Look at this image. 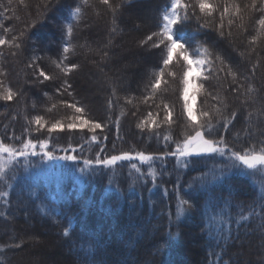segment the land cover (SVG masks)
<instances>
[{
    "label": "trees",
    "instance_id": "obj_1",
    "mask_svg": "<svg viewBox=\"0 0 264 264\" xmlns=\"http://www.w3.org/2000/svg\"><path fill=\"white\" fill-rule=\"evenodd\" d=\"M110 2L120 4L115 17L100 0H88L87 5L83 0H13L11 5L8 0H0V4L9 8L5 13L8 18L0 17V20L4 27L13 29L7 38L19 37V33L24 32L18 41L21 43L19 49L0 46V52L4 53L0 56V83L20 93L13 101L0 100V139L17 146L19 141L11 137L48 139L49 150H55L57 155H63L60 149L71 144L77 149L73 154L80 157L77 161H70L30 156L26 170L23 167L16 169L13 189L0 185V191L10 193L8 204L0 199V245H19L0 249V264H29V261L19 259L22 252L29 254L42 246L44 238L56 245L66 264H84V258L91 256L105 264H262L264 222L260 216L251 213L249 205L264 190V173L242 170L239 162L225 173L226 179L219 177L217 170L218 180L207 187L215 186V195L224 198L232 193L226 212L217 215L219 208L213 211L211 204L215 201H210L211 193L193 178L208 173L213 165H224L228 162L226 157L215 154L214 158L189 157L177 161L169 156L164 161L156 160L151 165L157 174L155 184L150 176L138 178L139 174L131 169L130 163L135 162L142 172H148L149 165L137 160L118 162L114 169L99 166L95 173L82 176L79 168L83 166V158H94L99 151V146L90 139L91 132L65 130L49 135L46 129L32 131L36 125L29 121L36 115L44 116L50 122L70 118L72 110L59 103L68 100L84 106L90 118L105 125L103 132L97 130L108 149L102 158L122 151H174V141L182 139L186 131L192 132L180 96L183 72L187 67L181 58L174 56L168 71L176 75L165 76L167 84L162 83L155 103L151 100L143 102V97L148 95L146 88L161 66L166 49L164 45L153 47L155 38L144 45L140 41L159 32L170 0H156L149 23L143 26L139 17L130 15V12L145 6V0ZM184 2L191 4L194 0ZM211 2L219 5L222 11L227 0ZM236 3L244 9L251 0H236ZM77 6H82L81 12L78 18H74L72 12ZM3 11L4 8L0 7V12ZM261 14L245 11L243 22L232 17L234 23L231 26L228 25L229 17L225 16L223 37L217 31L219 11L212 17H205L197 8L196 16H202V19L191 16L183 25L174 27L175 35L186 43L193 59L206 58L203 47L211 51L212 77L196 81L204 87L196 93L194 114L199 118L201 110L219 107L223 115L231 119V112L235 111L237 118L232 120L229 130L221 128L220 132L236 150L252 144H256L259 150L258 142L264 140L261 135L264 114L258 111L264 105V35L252 42V37L257 35L256 21ZM68 22L74 24L70 38L64 35V26ZM206 22L207 27L200 26ZM229 31L231 36L227 34ZM3 34L0 28V35ZM65 40L70 42L71 48L64 66L69 63L79 65L67 76L55 63L64 55ZM127 41H131L132 48L119 52ZM131 54L139 57L141 66L137 68L145 76L137 80L139 76L133 68L130 70L133 78L125 84L120 77L124 73L120 65ZM217 56L221 59H216ZM33 60L35 64L29 67ZM91 66L97 70L91 72ZM229 66L237 74L235 84L226 71H218L220 67ZM41 68L52 79L38 77ZM84 72L101 77L103 87L92 99L82 84ZM65 80L72 85L68 89L71 96L63 91L56 92ZM237 86L242 87L239 92H233ZM249 87L253 91H248ZM190 91L193 94L191 87ZM249 97H254L256 102ZM126 98H131L132 103H127ZM109 99L113 101L111 108ZM162 102L172 107L175 123L172 127L160 123L158 128L141 131L137 124L149 112L155 115L159 111L157 120H163ZM156 105H161V109ZM134 112L136 115L132 114ZM117 118L120 121L118 133L114 123ZM212 123L216 125V120ZM166 135L172 139L166 141ZM104 136L108 137L106 141ZM208 138L218 137L213 132ZM113 143L115 150L112 149ZM185 164L187 167L183 166ZM164 189H167L166 193ZM31 190H35L36 197L29 194ZM21 191L23 195H18ZM180 199H188L192 208L178 220L176 213ZM184 207L187 209L186 205ZM241 216L247 219H241ZM229 226L230 238L218 240L217 232L228 235ZM65 228L69 231L68 236L63 235Z\"/></svg>",
    "mask_w": 264,
    "mask_h": 264
},
{
    "label": "snow or ice",
    "instance_id": "obj_2",
    "mask_svg": "<svg viewBox=\"0 0 264 264\" xmlns=\"http://www.w3.org/2000/svg\"><path fill=\"white\" fill-rule=\"evenodd\" d=\"M13 0H8V4L11 5ZM23 2V0H21ZM84 5L88 4V0H83ZM100 3L108 6L115 17V14L118 12L120 8V4L112 5L110 0H100ZM0 7L4 8L3 12H0V17H4L5 13L9 11L8 7H5L3 4H0ZM82 6H77L75 10L72 12V16L74 18H78L81 12ZM199 9V12L203 14L205 17H212L214 13L219 11L220 16V24L217 25V31L221 37L225 35L224 32V17L228 16V25L231 26L234 23L232 17L239 18L242 22L244 19V12L256 11L262 13L259 19L256 21L257 25V35L252 37V42L259 38L260 35H264V0H251L250 5H245L244 9L236 3V0H227V2L223 5L222 11H220L219 5H214L211 0H194V3H185L184 0H170V7L164 12L162 16V24L160 26L159 32H153L151 35L147 36L145 40L140 41L141 45L147 44L148 42L154 41L152 44L155 48H160L161 45H164L166 49V56L162 59L161 66L156 71V74L153 76L150 84L147 86L146 90L148 91V95L143 97V102L147 103L151 100L155 103V97L159 90L161 89V85L167 84L165 80V76H175L176 74L168 71L169 66L172 64L175 57L181 58L186 64V70L183 72L182 78V90L180 96L183 103V111L186 114L188 121L190 122V127L192 128V132H185L182 139H177L174 141L175 150L170 152H160V153H146L144 151H137L135 153L131 151H122L119 154H110L103 155L106 153L108 149L103 145L101 138L97 135V130L103 132L105 125L100 123L99 121L92 119L86 112L84 106L78 104L75 101L61 100L59 103L63 105L65 108L72 110V115L70 118L65 119H55L53 121L45 120L44 116L36 115L31 121L30 124L36 125V128L32 131L40 132L42 130L47 131L50 135L56 132H64L67 130L68 132H72L74 130H88L92 135L90 137L93 143H96L99 146V151L95 153L94 158H83V166L79 168L82 176L88 175L90 172L95 173L99 166H103L106 168H113L117 165L118 162L124 161H134L137 160L140 164H148L149 169L148 172H142L141 168L137 163H130L131 169L135 170L137 174H139L138 178H143L146 175L150 176L153 183L155 184L157 179L156 171L151 167L152 162L156 160L164 161L166 157H175L177 161H181L187 159L189 157H207L214 158L215 154H218L220 157H226L227 163L222 166L213 165V168L210 169L208 173H203L199 177H194L193 181L198 182L199 185L204 188L206 192L211 193L210 201L214 200L215 203L211 204V207L214 212L219 208V212L217 215L224 214L226 212V207L231 204L232 193L229 192V197L224 198L222 196L215 195V186L212 188H208L207 185H210L212 181L218 180L217 170L219 172V177H225V173L236 167V162L244 165L247 169H253L257 172L264 173V140L258 142L259 150H257V145L252 144L249 147H245L239 150H236L235 145H230L225 138V135L220 132V129H224L225 131L229 130V126L232 123V120L237 118V113L235 111L231 112V119L225 117L222 113L221 108L217 107L213 110H201L199 113V118L194 114L193 106L189 103V100H196V93L199 89H202L204 85L197 84L196 81L200 79L208 80L212 77L214 63L211 59L212 53L207 47L202 48V52L206 58H196L193 59V56L189 54L186 43L182 42V39L177 37L174 32V27L179 25H183L186 23L191 16H196V9ZM189 9H191V13H189ZM197 20L202 19V16H196ZM201 27H207L208 22L201 24ZM242 26V25H241ZM0 28L3 29V35H0V46H8L10 48L19 49L21 47V43L18 42L20 37L24 36V32L21 31L19 33V37L16 35L11 36V39L7 38V34L13 31L11 28H7L3 26V21L0 20ZM74 24L72 22H68L64 26V35L67 38H70L73 34ZM114 31V30H113ZM229 36L232 35L231 31L227 33ZM71 48V44L68 40H65L63 46L64 55L61 59L56 63L57 68H61L64 72L65 76L68 73H71L73 70L77 69L79 65L75 63H69L64 66V61L67 60V53H69ZM15 55L16 53H12ZM4 55L3 52H0V56ZM107 55V53H105ZM216 59H221L219 56ZM35 64L33 60L32 64L29 67H32ZM221 64L223 61L221 60ZM255 69V65L253 66ZM207 71L208 75H203V73ZM218 71L225 72L227 75L233 77V84L236 83V72L233 71L232 67L229 66L227 68L220 67ZM193 73H196L193 75ZM38 77H43L44 80H50L52 77L48 76L45 71L41 68L38 71ZM246 78V77H245ZM72 87L71 84L68 83L67 80L64 83L56 88V92H66L67 95L71 96L72 93L68 92V89ZM190 87L193 89V94L191 97L189 96ZM239 87L237 86L232 89L233 92H239ZM0 100L5 102L13 101L18 95H20L19 91L14 92L11 87H5L2 83H0ZM248 91H253L251 87H249ZM113 94H115V88L113 89ZM47 95V93H45ZM211 95V93H208ZM217 99V97H213ZM253 103L256 102L254 97H249ZM264 99V98H262ZM127 103L131 104L132 99L126 98ZM109 108L112 107L113 101L111 99L108 100ZM53 108L56 105L52 106ZM157 109H161V105H156ZM261 114H264V105L261 106V109H258ZM162 112H163V120L158 121L157 117L160 115V112H156L155 115L152 112H149L146 117L141 119L137 124V127L144 131L145 128L152 129L158 128L160 123H165L169 127L175 123L173 120V111L172 107L168 103L162 102ZM136 115V113H132ZM216 120V125H213L212 121ZM116 125L117 133L119 132L120 121L119 118L114 122ZM25 131H29L25 129ZM213 132L217 134L218 138H208ZM207 133V135H206ZM251 135V133H249ZM261 135H264V131L261 132ZM119 138V137H118ZM11 139L15 141H19V145H14L10 143H5L4 139H0V185L7 187L8 189H13L14 184L12 181L16 180V169L18 167H23L25 170L30 164L29 157L40 156L41 159L46 160H70L77 161L80 159L77 155L73 154L77 151L76 148L72 147L71 144L68 145L67 148H61L60 151L63 152V155H57L55 150H49V140L48 139H33L26 138L21 140L20 137L13 136ZM108 137L104 136L103 140H107ZM164 139L166 141L171 140V136H165ZM167 147V145H165ZM115 143L112 145V149L115 150ZM39 149V151H37ZM82 150V149H81ZM187 167V164L183 165ZM259 166V167H258ZM115 171H113V175H115ZM211 175V180H208V176ZM135 184V181H133ZM220 186H223V181H220ZM118 190V189H117ZM131 190L134 191V188ZM164 192H167V189H164ZM9 191H0V199H3L5 204H8L7 197H9ZM32 197H36L35 190H31L29 193ZM18 195H23L21 191ZM187 206L185 209L184 206ZM224 205V207H221ZM239 206V205H237ZM192 205L189 203L188 199H180L179 206L177 208V217L184 215L185 211L191 210ZM251 213L254 215L260 216L262 222H264V190L252 201L249 205ZM215 218V216L213 217ZM229 219L231 216L229 215ZM241 219H247V217L241 216ZM239 224V221H237ZM64 236L69 235V231L67 228L63 231ZM177 235L179 233L177 232ZM230 238V226L228 235H224L221 232H217V239L227 240ZM99 244V241H97ZM4 247L13 248L19 247V245H0V249ZM84 264H105L104 261H98L95 256L85 257ZM264 264V262H262Z\"/></svg>",
    "mask_w": 264,
    "mask_h": 264
},
{
    "label": "rangeland",
    "instance_id": "obj_3",
    "mask_svg": "<svg viewBox=\"0 0 264 264\" xmlns=\"http://www.w3.org/2000/svg\"><path fill=\"white\" fill-rule=\"evenodd\" d=\"M145 1H146L145 6L130 12V15L139 17V19L141 20V26L149 23L153 11V6L156 0H145ZM125 43H127L128 46ZM125 43L124 45L121 46V51L119 52L121 53L125 52L127 48L128 49L130 48V46L132 48L133 45L131 41H127ZM126 60L127 61H125L120 65L121 69L124 71V73L120 75L122 82L126 84L128 81H131V79L133 78L132 75L134 74L133 71L131 72L130 70L133 68H135V70L133 69L135 71L134 73L139 76L137 80L143 79L145 74L142 72L141 69L139 70L137 68L141 66L139 57L136 54H131V56L128 57ZM95 68L96 67L91 66L92 69L91 72L97 70ZM91 72H84L85 78H83L84 81L82 84L84 85L87 94L92 99L93 96L95 95L98 96L103 86L100 82L101 80L100 75L96 73L94 75ZM191 95L192 92L189 91V96L191 97ZM189 103L192 104L194 111V101L190 99ZM239 165H240L239 168H241L242 170H245L247 172L249 171V169H247L244 165L240 163ZM30 240H33V237H30ZM55 246L56 245L52 243L49 239L44 238L42 246H39L38 248H34L33 251H30L29 254H27V252L24 253L22 252V255L19 259L23 261H29V264H66L65 260L63 259V257L60 256V252Z\"/></svg>",
    "mask_w": 264,
    "mask_h": 264
}]
</instances>
